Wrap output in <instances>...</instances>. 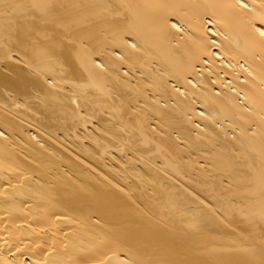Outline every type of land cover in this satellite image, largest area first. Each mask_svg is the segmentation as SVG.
<instances>
[{
    "label": "bare ground",
    "instance_id": "1",
    "mask_svg": "<svg viewBox=\"0 0 264 264\" xmlns=\"http://www.w3.org/2000/svg\"><path fill=\"white\" fill-rule=\"evenodd\" d=\"M0 264H264V0H0Z\"/></svg>",
    "mask_w": 264,
    "mask_h": 264
}]
</instances>
